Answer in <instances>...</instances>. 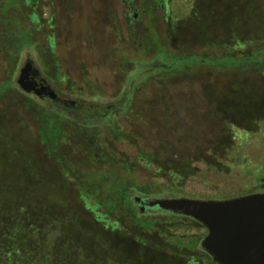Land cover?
Returning <instances> with one entry per match:
<instances>
[{"label":"rangeland","instance_id":"1","mask_svg":"<svg viewBox=\"0 0 264 264\" xmlns=\"http://www.w3.org/2000/svg\"><path fill=\"white\" fill-rule=\"evenodd\" d=\"M22 1L27 6L17 11L20 34L28 26L25 18L35 28L36 42L21 53L13 79L18 90H8L0 100V184L4 186L0 196L23 197L20 193L29 186L15 173L27 176L33 166L31 178L39 177L37 182L42 183L33 201L50 222L40 232L43 244L53 247L59 232H65V240L57 244L61 251L67 244L88 251L90 257L78 256V264H107L105 256L110 257L109 264L189 261L188 256L180 262L159 249L154 233L140 230L145 240L141 241L139 234L115 225L111 218H106L107 225L97 220L79 186L51 149L46 151L40 135V117L46 110L70 120L67 126L82 123L83 118L25 93L16 77L29 56L48 77L42 62L47 51V60L56 64V87L71 96L109 103L138 80L130 111L114 117L128 138L115 137L107 125L99 124L108 146L121 158L135 162L141 151L152 155V163L141 159L133 174L138 184L151 185L152 193L132 189L135 195L225 199L260 191L264 189V111L257 121L244 115L264 96V76L242 66L220 68L208 63L162 78L157 73L174 63V54L211 57L225 50L242 56L241 42L264 39V0H164L163 8L159 0H135L139 10L129 9L125 0ZM6 2L16 5V0ZM8 74L0 51V83ZM148 213L163 212L155 208ZM169 229L202 239L207 233L202 224L189 221L169 223ZM63 254L57 253L60 259ZM140 256H145L143 262Z\"/></svg>","mask_w":264,"mask_h":264},{"label":"trees","instance_id":"2","mask_svg":"<svg viewBox=\"0 0 264 264\" xmlns=\"http://www.w3.org/2000/svg\"><path fill=\"white\" fill-rule=\"evenodd\" d=\"M6 1L8 0H0V51L3 59L7 62L9 74L7 79L0 83V100L4 98L8 90H18L13 86V79L19 66L21 53L25 48L36 42L35 28L32 23H27L25 18L22 20L28 26L23 31L24 34H20L21 22L17 19V13L20 7L21 10H26L27 5L22 0H16V5L13 2L7 5ZM150 44L149 41L148 46ZM240 44L245 50L240 57L236 56L235 52L225 50L222 51L221 55L211 57L199 55L191 57L187 53L182 56L174 54V63L159 68L157 77L162 78L179 71L189 70L194 65L205 63L220 68L242 66L264 76V39L258 43L244 41ZM253 49H256V51H253ZM47 54L48 52L45 51L42 57L43 66L49 70V72L45 70L48 77L54 80L57 71V68L55 69L56 64L47 60ZM130 108L131 106L127 108V112L130 111ZM246 109L244 116L257 121L258 117L263 115L264 96L260 97L256 106L253 108L247 107ZM40 118L42 122L40 126L42 133L40 135L44 139L42 144L47 152L50 148V154L59 158V162L66 170L67 175L79 186L82 196L87 199L91 211L96 213L95 216L100 223L107 225L106 218H111L116 222L115 225H124L136 235L141 232L140 230L154 233L157 237L155 239L157 247L164 252H171V256L176 257L180 262H184L188 256L190 260L186 261L189 264H217L202 248L201 235H187L172 232L169 229V223L173 222L189 221L200 224L199 222L190 217L162 209L163 213L161 214H149V208L142 211L136 202L132 189H135L138 193L150 195L153 188L148 184H138L133 179L135 166L143 158L151 164L152 155L141 151L136 161L130 162L129 159L121 158L115 150L108 146V139L102 136L101 127L98 123L85 124L73 121V124L67 126L66 123L70 120L50 110H46ZM52 123L53 126L50 127ZM54 125L56 126L55 131L52 130ZM103 125H107L111 134L115 137L126 139L129 136L114 121V117L104 122ZM2 135L0 130V142L2 141ZM66 137L65 142L63 139ZM65 144L69 147H67L66 152H63ZM17 157L18 154L14 158ZM104 164L107 167H102ZM91 168H95V171H91ZM24 170L22 167L21 171L24 172ZM15 174L21 180L26 181L29 190L21 192L20 194L23 197L18 199H11L13 197L2 199L0 196V264H78V256L90 257L86 248H80L73 244L63 245L64 250L61 251L59 247L62 246L57 244L65 240V232H62L63 234L59 232L53 247L46 245V242L44 244L41 242L40 232L50 226V222L45 221L42 214H40L41 209L34 203L33 194H35V191L40 190L42 183L37 182L40 180L39 177L35 181L31 178L34 174L33 166L29 168L27 176L22 174L21 177V174ZM3 187V184H0V194ZM8 188L7 190L10 191L12 185ZM255 192H264V189ZM8 193L9 196L13 195L12 192ZM152 209L150 208V210ZM43 220L46 223H43ZM115 225L111 224L109 227L112 228ZM138 236L141 241H145L140 234ZM53 252L54 254H52ZM57 253L66 255L64 259L62 257L60 259ZM100 253L101 251L96 252L98 255ZM105 257L107 258L104 261H107L104 263L109 264L108 259L110 257ZM140 257L141 262H143L145 256ZM52 259L55 260V263L52 262ZM91 259H87V261ZM125 264L129 263L126 262Z\"/></svg>","mask_w":264,"mask_h":264},{"label":"water","instance_id":"3","mask_svg":"<svg viewBox=\"0 0 264 264\" xmlns=\"http://www.w3.org/2000/svg\"><path fill=\"white\" fill-rule=\"evenodd\" d=\"M16 83L25 93L42 100L48 96L54 99L61 96L31 56L20 66ZM66 101L81 103L79 113L82 114H90L89 109L97 106L79 99ZM87 116L96 117L93 113ZM136 200L143 204V211L159 208L202 224L207 233L201 240V246L215 263L264 264V192L225 199L173 196L137 197Z\"/></svg>","mask_w":264,"mask_h":264},{"label":"flooded vegetation","instance_id":"4","mask_svg":"<svg viewBox=\"0 0 264 264\" xmlns=\"http://www.w3.org/2000/svg\"><path fill=\"white\" fill-rule=\"evenodd\" d=\"M128 4L129 9L131 10H139L138 7L135 6V0H125ZM164 0H159L158 1V5L160 7H165L164 5ZM139 15V12L136 11L135 12V17H137ZM51 85L55 88L56 91H59L61 93V96L59 98H52V97H46L45 99H43V101H45L46 103L52 104L53 107L55 109L58 110H63L67 113L70 112H76L79 113L80 110V106L81 103H69L66 100L69 99H79L81 101H88L86 99H81L80 97H76V96H71L69 94H66L65 92H63L62 90H60L59 88L56 87L55 82L52 78L48 77ZM138 80L136 82H132L131 86L129 87V89H127L126 91H124L119 97H117L116 99H114L113 101L109 102V103H98V102H91V104H96L94 109H89L90 114H82L79 113V115H81V117L83 118V120H81L82 123L88 124V122H93L96 124H103L104 122H107L109 119H111V117H115L118 113L125 111L128 106L130 105V103L132 102V96L135 90L136 85L138 84ZM42 100V99H41ZM90 102V101H88ZM96 116L95 118H92L90 116L87 115H91L92 113ZM85 120H88L87 122ZM137 197H141L143 199L146 198H150V197H146L144 195H135V200L137 199ZM136 202L139 204V207L142 210V206L143 204L140 201ZM148 208V207H147ZM143 211V210H142Z\"/></svg>","mask_w":264,"mask_h":264}]
</instances>
